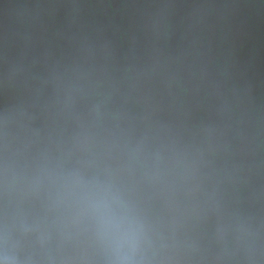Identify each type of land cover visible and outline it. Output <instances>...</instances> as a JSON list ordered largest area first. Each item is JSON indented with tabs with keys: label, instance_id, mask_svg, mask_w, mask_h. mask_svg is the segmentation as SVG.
<instances>
[{
	"label": "water",
	"instance_id": "95a60500",
	"mask_svg": "<svg viewBox=\"0 0 264 264\" xmlns=\"http://www.w3.org/2000/svg\"><path fill=\"white\" fill-rule=\"evenodd\" d=\"M0 264H264V0H0Z\"/></svg>",
	"mask_w": 264,
	"mask_h": 264
}]
</instances>
